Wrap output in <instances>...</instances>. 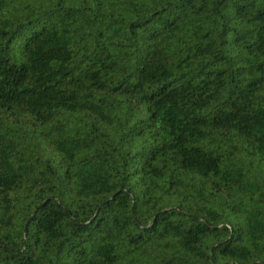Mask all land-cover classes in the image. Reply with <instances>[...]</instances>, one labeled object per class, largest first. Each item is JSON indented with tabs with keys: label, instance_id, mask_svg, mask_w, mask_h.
I'll return each instance as SVG.
<instances>
[{
	"label": "trees",
	"instance_id": "trees-1",
	"mask_svg": "<svg viewBox=\"0 0 264 264\" xmlns=\"http://www.w3.org/2000/svg\"><path fill=\"white\" fill-rule=\"evenodd\" d=\"M0 264H264V0H0Z\"/></svg>",
	"mask_w": 264,
	"mask_h": 264
}]
</instances>
